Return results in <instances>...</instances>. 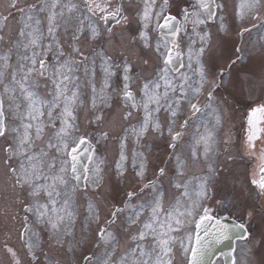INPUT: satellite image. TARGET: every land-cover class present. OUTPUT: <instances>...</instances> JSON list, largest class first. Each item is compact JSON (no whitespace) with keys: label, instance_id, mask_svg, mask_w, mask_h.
<instances>
[{"label":"snow or ice","instance_id":"1","mask_svg":"<svg viewBox=\"0 0 264 264\" xmlns=\"http://www.w3.org/2000/svg\"><path fill=\"white\" fill-rule=\"evenodd\" d=\"M182 3L173 13L170 0H38L24 7L10 0L19 27L7 40L3 33L11 12L0 14V138L6 141L3 167L11 189L5 199L24 215L6 214L22 225L29 264H61L46 246L68 252L82 246L88 233L77 238L81 215L82 227L95 229L97 249L83 256L84 264H174L177 251L184 264H218L214 254L225 241L245 242L240 264H264V148L256 152L264 133V103L247 114L245 147L258 163L237 191L238 197L260 201V230L253 234L243 215L227 222L231 213L220 214L228 212L223 200L215 201L216 214L207 204L224 182L219 178L230 171L226 161L218 162V132L229 105L218 92L241 58L228 57L227 72L209 78L207 60L216 48L207 26L219 13L218 31H228L226 5L222 0ZM244 9L260 20L264 0H242L241 19ZM248 31L243 28L239 35ZM255 56L264 88V45ZM82 118L101 129L97 142L115 141V176L123 178L130 162L140 183L103 222L92 197L101 194L105 161L96 156L89 133L81 132ZM105 125L109 130L102 129ZM225 136L227 145L231 137ZM149 137L164 139L169 150L166 165L156 166L150 179L145 150L151 145L144 143ZM200 165L199 174H190ZM232 177L235 184L238 178ZM81 192L87 201L83 213ZM244 212L254 215L248 207ZM7 251L21 264L12 248ZM235 252L233 247L220 255L238 264Z\"/></svg>","mask_w":264,"mask_h":264},{"label":"rangeland","instance_id":"2","mask_svg":"<svg viewBox=\"0 0 264 264\" xmlns=\"http://www.w3.org/2000/svg\"><path fill=\"white\" fill-rule=\"evenodd\" d=\"M1 2L3 0H0ZM7 3L5 6H7V9H4L3 5L0 4V8L4 9V12H2L3 15H8V13L5 12H11V15L14 19L19 18V13L15 9H10L8 7L10 0H6ZM134 2H138V0H134ZM222 2L225 3L226 7L223 12L224 16V22L226 24V27L228 29L227 32H220L218 31V25L220 23L219 15L217 16V19L215 20L214 24H209L207 26V30L210 31L212 34V44L216 48V55L212 56L210 59L207 60V70L209 71V76L211 77L213 73L218 74L222 69L227 72L228 70V57H231L232 59H236V54L234 49L236 48V45L240 43V35L239 33L243 28L251 27V29L244 33L243 40H242V52H241V58L238 60L240 63L235 65L231 68V76L225 75L224 80L225 84L221 89H225L222 93L223 96H225L228 101L229 105L227 106V115L226 119L224 121L223 128L218 132L219 137V156H218V162L226 161L228 165V169L230 171H225L223 176L220 177L223 183L217 185L212 192V199L207 201V204L214 209V213L218 211V206L216 205L215 201L220 199L223 200L224 203L227 205L228 212L231 213V215H234L236 217H240L243 215L245 222H250V230L253 234H258L260 230L259 225V216L257 215L259 211L257 210L256 201L248 200L245 198V196H237V191L240 188L241 185L247 184L249 180V174L247 170V165H250V162L247 161L244 157L243 162L238 161L239 157H242L241 150L242 146L241 144V131H239V136L237 139L236 135L233 137V139H230L229 144H227V147L225 143L223 145L222 142L225 141V133H229L231 131V134L236 130V128H240V124L244 123L246 120V116L248 113H244L242 109L240 108L242 105L243 107L248 106L249 111H251V108L260 101L261 103H264V97L258 98V95L264 94V88L259 85L260 79L259 77V58L255 56V53L257 50L260 49L261 45H264V9L260 10V20H255V22H252L253 20L251 18V14L247 12V9L242 10L243 11V19L237 16V10L239 8V5L241 4L242 0H222ZM157 3H160V0H157ZM28 3H25V5ZM177 5L179 7H183L182 0H170V6L171 11L173 13L177 10ZM18 6L24 7V1H19ZM130 18L135 16V12H129L128 13ZM12 16L9 19V23L15 24V22H12ZM231 20H230V19ZM210 25H212L210 27ZM253 25H256L253 27ZM136 25L135 23L131 24L130 28L133 29ZM19 25L16 24L14 27V30H7L5 29L3 35L5 36V39H9L10 37H15L16 31L18 29ZM218 32V34H217ZM216 33V35H214ZM219 35V36H217ZM187 40H185L182 43V48L186 49ZM250 45V46H246ZM237 49V48H236ZM246 49H250L248 52ZM147 51V50H145ZM250 54L252 55V59L249 58ZM137 72L141 71V67L138 66L136 68ZM249 72H256V76H248ZM144 75H149L150 70L148 72H144ZM228 81H231L229 83ZM231 93V95H229ZM221 95L220 93H218ZM218 95V96H219ZM227 95V96H226ZM257 97V98H256ZM257 103V104H261ZM134 122V121H133ZM198 123V122H197ZM81 125V132H84L85 130L89 133V138L92 140V142L96 146V156L100 159L104 160L105 163L102 165L104 170V183L103 188L100 190V195L98 197H92V192H88V196L92 197L97 205L98 210L101 216V221H106L110 218L111 212L116 207H123V201L125 200V194L128 191H136L140 187V183L137 181L135 177V173L131 168L130 162L128 171L125 173L123 178H118L114 174V166H115V159L117 158V146L115 144V141L112 139H109L108 141L100 140L97 142V136L101 129H97L95 125L89 127L87 124V121L85 119H81L80 121ZM231 128V129H229ZM103 130H109L107 126H102ZM191 131V128L189 129ZM238 131V130H236ZM112 136H115V131L111 132ZM47 139V137H45ZM144 143L151 145L150 149L145 150V154L149 157V170L147 173V177L150 179L152 178L153 171L156 169V166L160 165H166L167 163V153L168 149L166 146V142L164 139H158L155 137H149L147 140L144 141ZM221 145V146H220ZM42 146V145H39ZM6 147V141L4 138H0V214L2 213L3 219L7 218L9 224L8 231L11 232L14 240L16 238H20V233L16 229V222H18L19 219L16 221H13L9 215L6 214V212H15L19 213V217H22L24 213L20 211L19 207L16 205H13L10 200L5 199V191H11L8 184H6V180L8 179L5 176L6 169L1 166L3 163L5 157L3 149ZM203 167V165H200L199 167L193 168L190 174H199L200 168ZM235 174V176L238 178L237 181L233 182L232 174ZM165 186L166 181H165ZM3 202L4 208H3ZM232 201H235L234 204L231 203ZM79 203L81 205L80 211L81 213L84 212L87 201L83 196V193L80 194ZM9 204V205H8ZM237 207V208H236ZM245 207L252 208L256 212H254V215L249 217L247 213L244 212ZM224 212H220L222 215ZM123 219V214L118 218L117 223L119 224L120 221ZM80 221H83V215L80 216L79 221L76 224V235L77 238H80L85 233H88L87 238L85 240V243L78 247L75 252H68L66 247L65 248H59V247H53L49 250V248L46 246L45 251H49V254L54 257L56 260L61 261V264H82L83 263V256L90 254L92 251H97L93 247L94 241L96 239L95 237V229H84L82 227V224ZM122 227V225H121ZM6 229L2 225L0 227V235L2 234L4 237L7 236ZM11 237H9L10 239ZM45 239L47 237L45 236ZM14 242V241H13ZM10 245H13L12 242L9 240ZM245 243L238 244V256L239 252L243 249ZM125 246V238L121 234V249ZM14 247L18 250L19 246L18 243H14ZM15 249V250H16ZM22 253L19 257L21 259V264H29V261L31 260V257L28 255L27 251L25 253ZM257 257H253V259H256ZM241 260V259H240ZM241 262V261H240ZM0 264H4V259L0 258ZM31 264H37V262L31 261ZM174 264H184L183 256L182 254L177 251ZM218 264H221V262H218ZM240 264V263H238Z\"/></svg>","mask_w":264,"mask_h":264},{"label":"water","instance_id":"3","mask_svg":"<svg viewBox=\"0 0 264 264\" xmlns=\"http://www.w3.org/2000/svg\"><path fill=\"white\" fill-rule=\"evenodd\" d=\"M229 223V222H228ZM230 243H228V247L230 248ZM217 251H218V253H220L221 251H223L224 253H227V252H229L228 250H227V247H226V245L225 244H222V245H220L219 247H217Z\"/></svg>","mask_w":264,"mask_h":264}]
</instances>
